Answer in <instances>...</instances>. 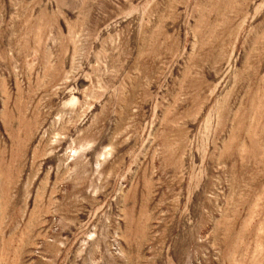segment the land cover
<instances>
[{
	"label": "rangeland",
	"instance_id": "rangeland-1",
	"mask_svg": "<svg viewBox=\"0 0 264 264\" xmlns=\"http://www.w3.org/2000/svg\"><path fill=\"white\" fill-rule=\"evenodd\" d=\"M0 264H264V0H0Z\"/></svg>",
	"mask_w": 264,
	"mask_h": 264
}]
</instances>
